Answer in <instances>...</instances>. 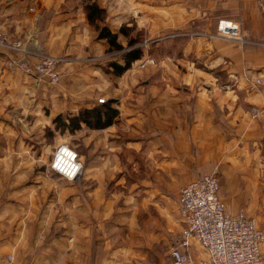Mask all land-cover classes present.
<instances>
[{"label": "crops", "instance_id": "obj_1", "mask_svg": "<svg viewBox=\"0 0 264 264\" xmlns=\"http://www.w3.org/2000/svg\"><path fill=\"white\" fill-rule=\"evenodd\" d=\"M92 1L105 10L94 24L89 0H0L9 40L64 58L52 84L13 70L19 54L0 48V255L14 264H173L180 190L210 173L228 210L244 209L264 229V112L252 114L264 108V85H253L264 78V0ZM220 20L240 23L241 40L221 36ZM147 41L153 78L132 69L145 55L116 75L114 63ZM110 100L113 123L81 119L69 130L70 116ZM73 134L83 169L69 181L49 164ZM190 250L208 262L196 240Z\"/></svg>", "mask_w": 264, "mask_h": 264}, {"label": "built area", "instance_id": "obj_2", "mask_svg": "<svg viewBox=\"0 0 264 264\" xmlns=\"http://www.w3.org/2000/svg\"><path fill=\"white\" fill-rule=\"evenodd\" d=\"M218 31L221 36L242 38L240 23L233 20H220ZM0 48L18 53L8 65L13 70L20 69L27 74L39 75L55 84L61 78L60 56L30 51L22 39L9 40L0 31ZM29 55V57H28ZM32 57H35L34 60ZM157 64L155 57L147 55L132 66L147 71ZM254 86L264 85V78L257 77ZM105 99H99L104 102ZM264 108L254 107L255 117L262 115ZM49 169L69 181H75L83 169L77 150L67 142L55 150ZM180 212L184 221L179 247L172 248L170 254L173 264H264L262 243L264 229L255 217L248 216L244 209L232 213L221 197V184L216 173L199 177L184 185L179 195ZM196 240L208 254V262L198 263L190 247ZM15 256L6 258L0 255V264H14Z\"/></svg>", "mask_w": 264, "mask_h": 264}, {"label": "trees", "instance_id": "obj_3", "mask_svg": "<svg viewBox=\"0 0 264 264\" xmlns=\"http://www.w3.org/2000/svg\"><path fill=\"white\" fill-rule=\"evenodd\" d=\"M86 10L88 12V17L90 21L94 24L96 23L97 19L103 17L104 9L100 8V6L89 0L88 4L86 5ZM97 27H100L99 24H96ZM100 35L109 37L110 41H114L116 39V35L109 30L107 27H100ZM115 42V41H114ZM136 42H139L138 39L133 40L130 45H134ZM116 47H123L121 44L117 43ZM144 55V49L141 47H136L131 49L129 52H126L123 55L124 62H115L114 63V71L115 74L118 76L123 75L132 65V63L141 58ZM114 100H110L105 104H102L98 108H94L92 110L84 109L79 115L70 116L69 122L67 126L69 130L75 133L76 129L79 128V122L82 119L87 126L90 128H100L104 127L108 124L113 123L114 118L119 114V110L113 106ZM62 118L59 116L56 118V123L59 124ZM65 125L64 123H62ZM74 147V146H73Z\"/></svg>", "mask_w": 264, "mask_h": 264}, {"label": "rangeland", "instance_id": "obj_4", "mask_svg": "<svg viewBox=\"0 0 264 264\" xmlns=\"http://www.w3.org/2000/svg\"><path fill=\"white\" fill-rule=\"evenodd\" d=\"M138 35H139V34H138ZM152 43H153V41H147V43L144 42V44H142L143 49H147V50H148V51H147V54H146V52H145V54H144L145 56H146V55H152V52H151ZM145 56H144V57H145ZM152 56H153V55H152ZM153 57H154V56H153ZM143 73H144L146 76L150 77V79H151V78H153V76L155 75V67H153V68H151V69H149V70H147V71H144ZM151 76H152V77H151ZM74 141H75V136H74V134H73V135H69V136H68V143H70L72 146H74ZM148 214H150V215H146L145 217H147V221H148V223H150V219L155 218V215H157V213H156V211H155L154 208L149 207V208H148ZM180 238H181V232H180ZM179 246H180V245H179ZM179 246H178V247H179ZM172 248H175V247H170V249H169V257H170V258H168L169 261H172V260H171V254H170Z\"/></svg>", "mask_w": 264, "mask_h": 264}]
</instances>
